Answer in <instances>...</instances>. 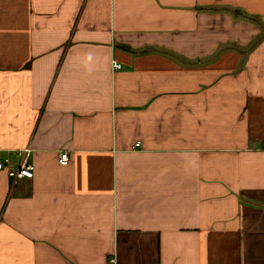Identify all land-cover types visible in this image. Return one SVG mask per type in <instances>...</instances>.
<instances>
[{
	"label": "crops",
	"instance_id": "1",
	"mask_svg": "<svg viewBox=\"0 0 264 264\" xmlns=\"http://www.w3.org/2000/svg\"><path fill=\"white\" fill-rule=\"evenodd\" d=\"M24 150L0 264H264V0H0Z\"/></svg>",
	"mask_w": 264,
	"mask_h": 264
},
{
	"label": "built area",
	"instance_id": "2",
	"mask_svg": "<svg viewBox=\"0 0 264 264\" xmlns=\"http://www.w3.org/2000/svg\"><path fill=\"white\" fill-rule=\"evenodd\" d=\"M111 70L113 72L121 70V65L115 61L111 62ZM135 144L134 147H138ZM21 159L17 165L8 159H0V173H4L13 183L22 179H31L33 177V166L29 163V150L22 152ZM67 154L62 153L59 157V163L64 165L67 163ZM113 262V261H112Z\"/></svg>",
	"mask_w": 264,
	"mask_h": 264
}]
</instances>
